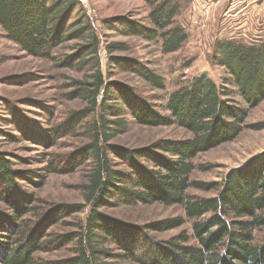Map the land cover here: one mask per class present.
<instances>
[{
	"label": "trees",
	"instance_id": "1",
	"mask_svg": "<svg viewBox=\"0 0 264 264\" xmlns=\"http://www.w3.org/2000/svg\"><path fill=\"white\" fill-rule=\"evenodd\" d=\"M141 1L148 7V26L111 17L100 22L101 29L157 43L164 54L181 49L188 34L175 21L190 10V0ZM0 30L26 56L81 75L66 78L70 83L65 94L81 108L68 112L56 125L26 128L18 115L23 111L18 110L8 125L16 127L19 137L45 147L67 136L81 137L67 153H48L42 171L84 173L78 186L82 203L44 205L25 193L19 181L40 179L36 187H41L45 177L30 172L23 178L0 152V264H264V242H254V233L264 228V151L229 170L220 183L192 179L195 157L233 141L244 129L256 128L247 126L246 120L264 101V38L216 41L210 61L224 70L221 81L197 76L157 105L153 96L110 79L111 72L119 71L137 77L151 90L165 89L156 71L133 57L114 55L128 53V45L104 42L105 34L94 26L80 0H0ZM68 43H74L71 52L59 55ZM33 76L7 79L32 82ZM22 101L44 111L42 101L30 97ZM134 124L175 126L188 137L159 139L137 148L112 143ZM189 190L214 195L191 196ZM154 204L179 206L183 217L139 226L101 211ZM85 211L83 220L65 222ZM59 223L71 229L52 232ZM186 225L190 230L167 240L151 236ZM68 247L66 258L35 257Z\"/></svg>",
	"mask_w": 264,
	"mask_h": 264
},
{
	"label": "rangeland",
	"instance_id": "2",
	"mask_svg": "<svg viewBox=\"0 0 264 264\" xmlns=\"http://www.w3.org/2000/svg\"><path fill=\"white\" fill-rule=\"evenodd\" d=\"M80 1L94 26L102 34H105L104 42L117 41L125 42L128 45V53H115L114 55L133 57L151 70L156 71L163 77L165 89L161 92L151 90L137 77L119 71L111 72L110 79L126 83L144 96H153L157 105H162L164 98L168 97L171 92L197 76L205 75L217 84L221 81L225 76L224 70L210 61L216 41L233 37L251 42L257 38H264V6L261 5L247 7L245 9L247 15L243 17L241 15L243 13H241L240 18L238 16L239 20L232 23L228 20L223 22L224 19L219 22L214 21V14H212L202 22L192 24L188 17L181 14L175 22L185 28L188 34L187 41L177 52L164 54L157 43L145 42L133 36L124 37L101 29L100 22L111 17H125L148 26L146 19L148 7L141 0ZM73 44L64 45L58 50L59 55L70 53ZM101 58L105 70L107 66L104 51L101 52ZM27 73L34 75L32 82H12L7 79ZM69 77L79 78L81 75L57 69L48 61L26 56L7 41L0 30V152L6 154L8 160L13 164V169L22 173L23 178L30 172L45 177L41 187H36V181L40 179L34 178L32 183L19 181L25 193L32 194L40 204L44 205L62 202L82 203L78 189L84 179L81 169L64 175H45L42 171L43 164L49 160L48 153H67L78 146L82 138L67 136L59 140L56 145L45 147L26 141L24 137H19L16 127L8 125V122L15 121L14 114L18 110H22L23 112H18V115L20 118H24L22 122L25 123V128L26 126L44 127L43 124L51 126L63 120L68 112L81 108L80 102H70L65 97L67 86L70 83L66 78ZM26 97L44 102V111L22 101ZM162 113L164 112L162 111ZM246 124L256 128L244 129L233 141L199 154L193 159L195 170L192 173V179L207 183H220L229 170L240 167L251 157L264 151V101L250 111ZM186 137L188 134L175 126L147 128L134 124L126 134L119 136L112 143L137 148L159 139L176 140ZM188 193L197 197L214 195L212 192L204 193L194 190H189ZM101 211L124 222L139 226L168 218L183 217L181 207H166L157 204L135 207L120 206L101 209ZM0 212H2L1 206ZM86 213L87 211L74 215L65 219V222L76 223L78 220H83ZM70 229L71 227L59 223L53 226L51 231L60 234L66 233ZM183 229L190 230L189 225L164 233L151 234V236L156 240H167ZM254 242L257 245L264 242V228L254 233ZM69 255L68 247L59 251L38 253L35 257L38 260H56ZM113 264L137 263L124 261Z\"/></svg>",
	"mask_w": 264,
	"mask_h": 264
},
{
	"label": "crops",
	"instance_id": "3",
	"mask_svg": "<svg viewBox=\"0 0 264 264\" xmlns=\"http://www.w3.org/2000/svg\"><path fill=\"white\" fill-rule=\"evenodd\" d=\"M190 2L191 8L185 17H188L192 24L200 23L212 14H214V21L219 22L224 19L223 22L228 20L232 23L239 20L241 13H243L241 14L243 17L247 15L245 12L247 7L264 6V0H190ZM236 7L239 9L234 10ZM216 17L220 19H216Z\"/></svg>",
	"mask_w": 264,
	"mask_h": 264
}]
</instances>
